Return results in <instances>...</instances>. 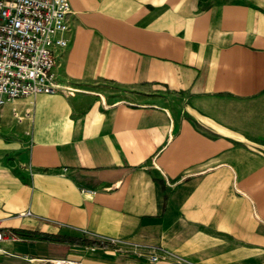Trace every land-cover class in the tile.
Returning a JSON list of instances; mask_svg holds the SVG:
<instances>
[{
	"label": "crops",
	"instance_id": "crops-1",
	"mask_svg": "<svg viewBox=\"0 0 264 264\" xmlns=\"http://www.w3.org/2000/svg\"><path fill=\"white\" fill-rule=\"evenodd\" d=\"M67 3L0 105V264H264V0Z\"/></svg>",
	"mask_w": 264,
	"mask_h": 264
},
{
	"label": "built area",
	"instance_id": "built-area-1",
	"mask_svg": "<svg viewBox=\"0 0 264 264\" xmlns=\"http://www.w3.org/2000/svg\"><path fill=\"white\" fill-rule=\"evenodd\" d=\"M67 13V0H0V105L11 98L56 91L53 48L66 43L62 33L67 30ZM17 238L0 226V241ZM156 257L148 255L151 261ZM49 264L82 263L57 258Z\"/></svg>",
	"mask_w": 264,
	"mask_h": 264
},
{
	"label": "trees",
	"instance_id": "trees-1",
	"mask_svg": "<svg viewBox=\"0 0 264 264\" xmlns=\"http://www.w3.org/2000/svg\"><path fill=\"white\" fill-rule=\"evenodd\" d=\"M83 241L85 240L88 244H93L97 246H103L106 241L103 239H94V238H88V239H82Z\"/></svg>",
	"mask_w": 264,
	"mask_h": 264
}]
</instances>
